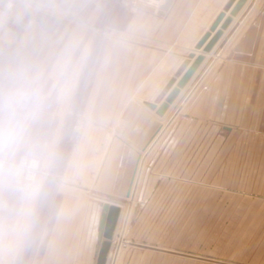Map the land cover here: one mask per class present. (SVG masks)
I'll return each instance as SVG.
<instances>
[{
    "label": "crops",
    "instance_id": "obj_1",
    "mask_svg": "<svg viewBox=\"0 0 264 264\" xmlns=\"http://www.w3.org/2000/svg\"><path fill=\"white\" fill-rule=\"evenodd\" d=\"M127 1L93 0L68 22L0 5V72L39 59L12 81L28 83L14 107L44 171L25 194L0 159V264H95L103 203L122 204L136 174H169L168 163L206 176L204 207L233 238L217 252L125 250L118 263L264 264V0H247L163 116L146 102L161 104L229 0ZM74 114L80 138L69 143Z\"/></svg>",
    "mask_w": 264,
    "mask_h": 264
},
{
    "label": "rangeland",
    "instance_id": "obj_2",
    "mask_svg": "<svg viewBox=\"0 0 264 264\" xmlns=\"http://www.w3.org/2000/svg\"><path fill=\"white\" fill-rule=\"evenodd\" d=\"M6 1L0 0V5L3 6ZM92 1L15 0L16 6L62 22L75 21L83 8L90 11L95 5ZM111 4L110 1L108 6ZM108 28L109 22H104L96 28L101 40L96 41L95 45L102 43L103 38L108 34ZM94 52V54L92 52L88 74H91L97 59L98 51ZM38 61V58L31 56L19 57L11 63L15 69L14 73H8L7 70L0 72V119L6 115L10 103L13 106L19 105L15 90L23 86L26 89L28 85L20 81L14 82L13 78L19 77L20 79L23 75L25 78L29 76ZM6 124L7 120L6 122L0 120V127ZM0 159H6L4 153H0ZM168 166L169 174H136L129 195L120 204L124 212H122V220L120 219L119 223L121 230L118 228L111 250L110 259H113L114 264H119L118 257L125 250L141 252L151 250L165 253L223 251L225 238L233 236L234 229H237L214 225L213 220H210L209 211L204 207L210 197L207 193L208 185L199 183L200 179L201 183L203 179L208 181L204 174H177L175 163H168ZM190 166L192 167V164ZM185 167L187 168V164ZM42 173L44 171L39 168L37 177ZM2 175L0 174V178ZM10 185L16 187L12 181ZM224 197V191L218 189L215 196L216 201H224ZM132 264L176 263L166 262L161 257H142L133 259Z\"/></svg>",
    "mask_w": 264,
    "mask_h": 264
},
{
    "label": "water",
    "instance_id": "obj_3",
    "mask_svg": "<svg viewBox=\"0 0 264 264\" xmlns=\"http://www.w3.org/2000/svg\"><path fill=\"white\" fill-rule=\"evenodd\" d=\"M247 0H229L224 10L220 12L215 21L196 44L195 51L191 52L187 57L189 64L186 70L182 73L180 78L173 76L170 78L167 89L168 95L157 105L153 102H146V104L160 116H163L173 104L180 94L181 90L187 85L194 73L197 71L201 63L206 58V54L211 52L215 44L222 37L224 31L232 23L234 17L238 15ZM191 59H193L191 61ZM122 206L115 202L105 201L103 203V210L98 228V249L95 264H109L110 252L113 248V240L116 236L119 221L122 215Z\"/></svg>",
    "mask_w": 264,
    "mask_h": 264
},
{
    "label": "clouds",
    "instance_id": "obj_4",
    "mask_svg": "<svg viewBox=\"0 0 264 264\" xmlns=\"http://www.w3.org/2000/svg\"><path fill=\"white\" fill-rule=\"evenodd\" d=\"M6 120V126L0 127V152L6 157L4 173L22 193L27 194L36 182L41 162L29 146L26 120L11 103Z\"/></svg>",
    "mask_w": 264,
    "mask_h": 264
},
{
    "label": "built area",
    "instance_id": "obj_5",
    "mask_svg": "<svg viewBox=\"0 0 264 264\" xmlns=\"http://www.w3.org/2000/svg\"><path fill=\"white\" fill-rule=\"evenodd\" d=\"M160 0H134L132 2L127 1L126 5H129L130 3L136 4L138 3H145V4H157ZM16 6L15 0H7L3 7L7 11H12L14 7ZM105 34V32H104ZM74 125L71 128V132L67 135L66 141L69 143H77L80 138V130H81V119L79 114H74Z\"/></svg>",
    "mask_w": 264,
    "mask_h": 264
},
{
    "label": "bare ground",
    "instance_id": "obj_6",
    "mask_svg": "<svg viewBox=\"0 0 264 264\" xmlns=\"http://www.w3.org/2000/svg\"><path fill=\"white\" fill-rule=\"evenodd\" d=\"M115 239V238H114ZM111 254H112V251L110 252V256H111Z\"/></svg>",
    "mask_w": 264,
    "mask_h": 264
}]
</instances>
